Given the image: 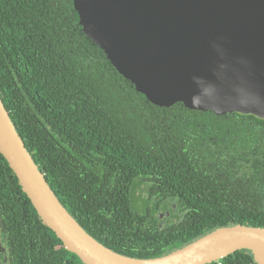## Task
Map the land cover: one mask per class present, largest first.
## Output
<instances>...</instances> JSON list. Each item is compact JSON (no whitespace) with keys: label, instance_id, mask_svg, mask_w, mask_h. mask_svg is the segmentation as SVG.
Instances as JSON below:
<instances>
[{"label":"trees","instance_id":"1","mask_svg":"<svg viewBox=\"0 0 264 264\" xmlns=\"http://www.w3.org/2000/svg\"><path fill=\"white\" fill-rule=\"evenodd\" d=\"M0 98L61 204L117 253L156 257L218 227H264V118L149 102L80 30L72 0H0ZM0 244V264H83L1 154ZM209 264L257 263L241 249Z\"/></svg>","mask_w":264,"mask_h":264},{"label":"water","instance_id":"2","mask_svg":"<svg viewBox=\"0 0 264 264\" xmlns=\"http://www.w3.org/2000/svg\"><path fill=\"white\" fill-rule=\"evenodd\" d=\"M80 30L153 104L264 118V0H72ZM0 154L43 222L83 264H209L249 250L264 227L235 224L166 254L136 258L90 236L56 197L0 98Z\"/></svg>","mask_w":264,"mask_h":264},{"label":"rangeland","instance_id":"3","mask_svg":"<svg viewBox=\"0 0 264 264\" xmlns=\"http://www.w3.org/2000/svg\"><path fill=\"white\" fill-rule=\"evenodd\" d=\"M248 166L249 165H241L240 168L242 171L246 172V167H248ZM134 195H135V197H139V196H141L142 198L145 197L144 186L143 185L136 186L134 189ZM168 205L170 207L173 206V209L171 211L165 212L164 214L167 215L168 217H170L171 215H174L175 213H177V208L174 207L175 204L173 201L169 202Z\"/></svg>","mask_w":264,"mask_h":264},{"label":"flooded vegetation","instance_id":"4","mask_svg":"<svg viewBox=\"0 0 264 264\" xmlns=\"http://www.w3.org/2000/svg\"><path fill=\"white\" fill-rule=\"evenodd\" d=\"M4 254H5V250L3 246L0 244V255H4Z\"/></svg>","mask_w":264,"mask_h":264}]
</instances>
